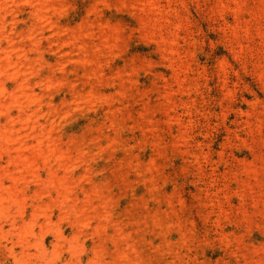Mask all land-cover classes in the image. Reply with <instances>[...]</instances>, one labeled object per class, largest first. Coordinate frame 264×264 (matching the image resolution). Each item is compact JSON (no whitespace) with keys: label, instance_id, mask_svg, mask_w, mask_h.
Segmentation results:
<instances>
[{"label":"rangeland","instance_id":"374dc122","mask_svg":"<svg viewBox=\"0 0 264 264\" xmlns=\"http://www.w3.org/2000/svg\"><path fill=\"white\" fill-rule=\"evenodd\" d=\"M0 264H264V0H0Z\"/></svg>","mask_w":264,"mask_h":264}]
</instances>
